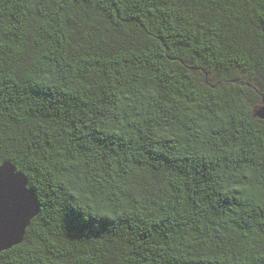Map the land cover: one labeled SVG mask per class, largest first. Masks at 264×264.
<instances>
[{
  "label": "trees",
  "instance_id": "trees-1",
  "mask_svg": "<svg viewBox=\"0 0 264 264\" xmlns=\"http://www.w3.org/2000/svg\"><path fill=\"white\" fill-rule=\"evenodd\" d=\"M263 100L264 0H0V264H264Z\"/></svg>",
  "mask_w": 264,
  "mask_h": 264
},
{
  "label": "water",
  "instance_id": "water-1",
  "mask_svg": "<svg viewBox=\"0 0 264 264\" xmlns=\"http://www.w3.org/2000/svg\"><path fill=\"white\" fill-rule=\"evenodd\" d=\"M254 116L264 119L263 105L253 111ZM4 172L0 183V253L21 244L32 220L40 212V203L35 191L29 188L26 175L10 162L0 163Z\"/></svg>",
  "mask_w": 264,
  "mask_h": 264
},
{
  "label": "snow or ice",
  "instance_id": "snow-or-ice-1",
  "mask_svg": "<svg viewBox=\"0 0 264 264\" xmlns=\"http://www.w3.org/2000/svg\"><path fill=\"white\" fill-rule=\"evenodd\" d=\"M4 179V172H0V183L3 182ZM0 230H2V224H0Z\"/></svg>",
  "mask_w": 264,
  "mask_h": 264
},
{
  "label": "rangeland",
  "instance_id": "rangeland-1",
  "mask_svg": "<svg viewBox=\"0 0 264 264\" xmlns=\"http://www.w3.org/2000/svg\"><path fill=\"white\" fill-rule=\"evenodd\" d=\"M261 105H263V101H261V102L255 104V105L253 106V111H254L255 109L259 108Z\"/></svg>",
  "mask_w": 264,
  "mask_h": 264
}]
</instances>
